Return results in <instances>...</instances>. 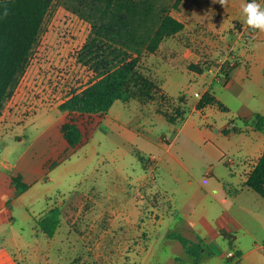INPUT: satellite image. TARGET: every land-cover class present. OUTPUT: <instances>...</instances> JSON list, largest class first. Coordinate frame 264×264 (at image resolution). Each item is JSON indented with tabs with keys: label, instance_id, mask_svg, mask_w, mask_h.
I'll use <instances>...</instances> for the list:
<instances>
[{
	"label": "rangeland",
	"instance_id": "374dc122",
	"mask_svg": "<svg viewBox=\"0 0 264 264\" xmlns=\"http://www.w3.org/2000/svg\"><path fill=\"white\" fill-rule=\"evenodd\" d=\"M152 1L155 9H165L182 21L184 28L164 38L154 53H143L139 69L173 94L186 99L188 95L190 106L204 85L193 84L189 75L195 70L188 65H198L204 69V75L222 80L225 68L236 66L241 54L250 50L255 33L248 31L242 10L232 14L229 4L222 6L211 0ZM250 1L242 0L238 6ZM255 2L264 3V0ZM89 32L87 20L67 9L62 0H54L26 71L3 109L0 117V264H189L192 257L178 240L150 239L142 246L150 223H144L143 218L135 220L132 213L129 222L123 225L117 220L118 212L108 210L112 200L120 199L112 184L119 189L123 184L121 178L125 177L134 190L137 176L148 172L142 166L143 157L157 154L156 146L137 138L132 152L126 154V139L118 125L107 119L99 122V114L58 109L73 91L94 79L93 71L77 59ZM252 74L251 84L246 82V86L258 94L264 85V76ZM218 85L222 84L214 83L215 87ZM228 85L237 84L230 81ZM226 100L232 109L240 103L230 95H226ZM145 104L157 107L158 101ZM256 106L262 112L254 99L253 108ZM71 119L83 135L76 147L68 145L60 130L63 122ZM234 119L238 121L235 116ZM154 126L159 133L164 131L159 122ZM137 151L142 157L137 158ZM160 166L166 169L164 162ZM17 174L26 184L20 193L16 190L20 189L19 185L12 181ZM143 189L140 192L144 193L145 201L137 197V205L141 207V215L146 212V217H151L155 212L149 207L159 209L164 199L160 191ZM54 205L60 209V223L49 237L36 219ZM156 236L159 238L158 233ZM105 244L111 251L107 259L101 255ZM136 249L141 252H134Z\"/></svg>",
	"mask_w": 264,
	"mask_h": 264
},
{
	"label": "crops",
	"instance_id": "0c3cea01",
	"mask_svg": "<svg viewBox=\"0 0 264 264\" xmlns=\"http://www.w3.org/2000/svg\"><path fill=\"white\" fill-rule=\"evenodd\" d=\"M216 3L219 4L218 0ZM240 3L242 0H227L226 4L231 5L228 8L234 14L236 10H242V4L238 6ZM258 4L264 9V3ZM253 32V45L247 53L241 54L227 78L224 75H221L222 80L208 77L204 75V69L190 72L193 84L203 83L204 86L190 106L187 104L188 95L184 93L187 95L185 113L175 122H169L157 112L156 106L141 104L135 99L115 100L100 116L99 122L107 119L122 128L126 154L132 152L137 138L154 144L158 151L147 159L143 157L142 166L148 172L137 176L134 190L122 177V187L117 189L112 184L120 193V199L113 201L110 194L112 203H107L108 210L118 212L117 220L123 225L129 222L132 213L135 220L143 218L144 223H150V231L142 246L150 239H172L168 233L177 232L201 243L200 260L195 264H264V198L245 185L247 175L264 150V132L254 126V119L251 120L257 113L264 117V85L258 94L246 86L251 84L252 73L264 76V32L258 29ZM230 81L237 85H228ZM215 82L222 85L215 87ZM163 89L170 96L180 95ZM207 90L223 108L215 104L196 108L200 96ZM226 95L240 101L235 109L229 106ZM254 99L261 105L262 112L259 106L253 108ZM158 122L164 128L160 133L159 129L154 130ZM163 162L166 169L160 166ZM142 189L145 192L160 191L164 199V205L159 209L149 207L155 212L151 217H146V212L141 215V207L137 205V197L145 201L144 193L140 192ZM104 248L101 255L107 259L111 251L108 244ZM139 249L134 252L140 253ZM231 251L236 257L227 256ZM121 254L129 255L128 252ZM192 261L189 264H193Z\"/></svg>",
	"mask_w": 264,
	"mask_h": 264
},
{
	"label": "trees",
	"instance_id": "16d2710c",
	"mask_svg": "<svg viewBox=\"0 0 264 264\" xmlns=\"http://www.w3.org/2000/svg\"><path fill=\"white\" fill-rule=\"evenodd\" d=\"M53 2L0 0V117L26 71ZM62 4L90 23L89 35L77 59L93 71L94 79L82 89L73 91L58 105L59 110L103 115L115 100L135 99L141 104L157 100L156 111L169 122L184 115L185 96L173 98L138 66L143 53H154L164 38L184 28L182 21L165 9H155L152 0H62ZM255 30L248 27L249 32ZM188 67L202 71L198 65L189 64ZM228 67L225 78L233 68L232 65ZM213 104L223 108L207 90L200 96L196 108ZM254 120V126L264 132V117L257 113ZM60 130L70 147L81 142L82 131L74 120L64 121ZM12 181L19 185L20 189H16L19 193L26 189L19 174ZM245 185L264 198V150L247 175ZM36 223L47 236H53L60 223L59 207L51 206ZM168 237L182 244L193 256V264L200 260L201 243L177 232L168 233Z\"/></svg>",
	"mask_w": 264,
	"mask_h": 264
},
{
	"label": "clouds",
	"instance_id": "9594fccd",
	"mask_svg": "<svg viewBox=\"0 0 264 264\" xmlns=\"http://www.w3.org/2000/svg\"><path fill=\"white\" fill-rule=\"evenodd\" d=\"M214 2H217V0H214ZM218 2L224 6L227 0H218ZM242 13L246 17L245 23L248 27L264 32V9L255 0L243 5Z\"/></svg>",
	"mask_w": 264,
	"mask_h": 264
},
{
	"label": "built area",
	"instance_id": "2783aa9c",
	"mask_svg": "<svg viewBox=\"0 0 264 264\" xmlns=\"http://www.w3.org/2000/svg\"><path fill=\"white\" fill-rule=\"evenodd\" d=\"M152 159H154V157H152ZM227 256H228V257H236V255H235L234 252H232V251H231V252H228V253H227Z\"/></svg>",
	"mask_w": 264,
	"mask_h": 264
}]
</instances>
